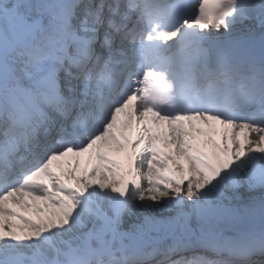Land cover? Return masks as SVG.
Here are the masks:
<instances>
[{
	"label": "snow or ice",
	"instance_id": "obj_1",
	"mask_svg": "<svg viewBox=\"0 0 264 264\" xmlns=\"http://www.w3.org/2000/svg\"><path fill=\"white\" fill-rule=\"evenodd\" d=\"M0 264H264V0H0Z\"/></svg>",
	"mask_w": 264,
	"mask_h": 264
},
{
	"label": "bare ground",
	"instance_id": "obj_2",
	"mask_svg": "<svg viewBox=\"0 0 264 264\" xmlns=\"http://www.w3.org/2000/svg\"><path fill=\"white\" fill-rule=\"evenodd\" d=\"M250 23H251V22L245 21L244 25H242L241 27H247V26H249ZM139 203H140V202L138 201V204H139ZM158 215H159V213H158Z\"/></svg>",
	"mask_w": 264,
	"mask_h": 264
},
{
	"label": "rangeland",
	"instance_id": "obj_3",
	"mask_svg": "<svg viewBox=\"0 0 264 264\" xmlns=\"http://www.w3.org/2000/svg\"><path fill=\"white\" fill-rule=\"evenodd\" d=\"M138 203V202H137Z\"/></svg>",
	"mask_w": 264,
	"mask_h": 264
}]
</instances>
